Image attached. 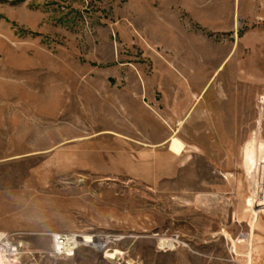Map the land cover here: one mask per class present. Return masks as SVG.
Wrapping results in <instances>:
<instances>
[{"label":"rangeland","instance_id":"1","mask_svg":"<svg viewBox=\"0 0 264 264\" xmlns=\"http://www.w3.org/2000/svg\"><path fill=\"white\" fill-rule=\"evenodd\" d=\"M263 94L264 0H0V233L22 264H264Z\"/></svg>","mask_w":264,"mask_h":264},{"label":"built area","instance_id":"2","mask_svg":"<svg viewBox=\"0 0 264 264\" xmlns=\"http://www.w3.org/2000/svg\"><path fill=\"white\" fill-rule=\"evenodd\" d=\"M264 94L260 96L259 102L263 101ZM71 237L78 238L79 236H69L66 234H57L54 236V244L56 253L59 256L72 257L76 251L84 246L82 243L75 244ZM94 238L92 242L94 243ZM96 244H90L85 246H95ZM100 245V244H97ZM23 246L21 243L15 241L10 235L6 233H0V264H22Z\"/></svg>","mask_w":264,"mask_h":264},{"label":"bare ground","instance_id":"3","mask_svg":"<svg viewBox=\"0 0 264 264\" xmlns=\"http://www.w3.org/2000/svg\"><path fill=\"white\" fill-rule=\"evenodd\" d=\"M183 149V144L178 140V139H173L172 140V144H171V150L175 151L176 153H180L181 150ZM71 240L75 243V244H79L81 242L84 243H92V240L90 238V236H84L82 239L80 238H76V237H71ZM108 243V241H103L102 243H100V245H96L95 247L97 248H104L105 245ZM168 245L170 248H172V242L171 241H166V243H164V245Z\"/></svg>","mask_w":264,"mask_h":264},{"label":"crops","instance_id":"4","mask_svg":"<svg viewBox=\"0 0 264 264\" xmlns=\"http://www.w3.org/2000/svg\"><path fill=\"white\" fill-rule=\"evenodd\" d=\"M259 104L261 105V107H260V113L262 115H264V99H263V101H260ZM263 147H264V144H262V148Z\"/></svg>","mask_w":264,"mask_h":264}]
</instances>
